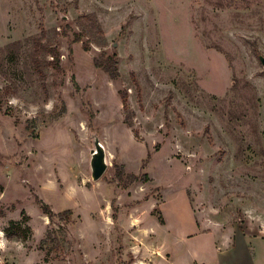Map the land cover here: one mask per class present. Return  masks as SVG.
Listing matches in <instances>:
<instances>
[{
  "label": "rangeland",
  "instance_id": "rangeland-1",
  "mask_svg": "<svg viewBox=\"0 0 264 264\" xmlns=\"http://www.w3.org/2000/svg\"><path fill=\"white\" fill-rule=\"evenodd\" d=\"M42 31L61 56L45 88L26 42ZM16 41L19 65L0 71V264H264V0H0V49ZM108 56L116 81L94 65Z\"/></svg>",
  "mask_w": 264,
  "mask_h": 264
},
{
  "label": "trees",
  "instance_id": "trees-1",
  "mask_svg": "<svg viewBox=\"0 0 264 264\" xmlns=\"http://www.w3.org/2000/svg\"><path fill=\"white\" fill-rule=\"evenodd\" d=\"M89 21L95 28L97 33L103 35L102 30L100 29L96 18L91 15H86L78 18V21ZM45 36V32L42 31L39 37L29 38L26 40L27 43H31L33 45V50L28 56V64L31 65L33 71L38 76L40 81V85L42 88H45L46 75L44 73V68L52 67L54 70L60 72L61 67L59 65L60 62V54L55 47L47 46L43 44V37ZM75 42L81 41V36H75ZM23 44L20 41L12 42L3 48L0 49V71H3L7 66L16 67L19 65L20 56L22 53ZM84 50L87 51L88 46L83 44ZM44 56V57H41ZM46 57H50V60H46ZM94 65L98 69H102L105 73L108 74L109 78L112 81H116L119 77L117 71V64L114 56H108L104 60H95ZM120 95V99L123 105L124 110L127 109L126 106V93L120 91L118 93ZM42 212L45 216L49 218L50 221L53 222L55 218H58L60 222H69L71 218V211L67 210L58 214L50 211L49 208L44 207Z\"/></svg>",
  "mask_w": 264,
  "mask_h": 264
},
{
  "label": "water",
  "instance_id": "water-1",
  "mask_svg": "<svg viewBox=\"0 0 264 264\" xmlns=\"http://www.w3.org/2000/svg\"><path fill=\"white\" fill-rule=\"evenodd\" d=\"M262 64L264 61L260 59ZM93 150L90 154L89 169L91 174V179L93 181H98L107 170V160L105 148L102 145L100 139L97 136H93Z\"/></svg>",
  "mask_w": 264,
  "mask_h": 264
},
{
  "label": "crops",
  "instance_id": "crops-1",
  "mask_svg": "<svg viewBox=\"0 0 264 264\" xmlns=\"http://www.w3.org/2000/svg\"><path fill=\"white\" fill-rule=\"evenodd\" d=\"M187 238H189V237H187V236L185 235V239H187ZM179 243L182 244L181 242H179ZM246 244H247V246H249V249L246 251V255H247V254L249 255L250 253L252 254L253 251L251 250V249H252L251 240H250V242H247V241H246ZM183 246H184V244H183ZM236 246H238V243H237V242H236L235 246H233L232 249L234 250V248H235ZM194 249H195V247H194ZM195 250H196V249H195ZM229 251H231V250H228V251H222V250H220L219 252H217V254H216V258H217V257L219 258L220 256H224V257H226L227 254H225V253H228ZM249 251H250V252H249ZM247 252H248V253H247ZM185 254L188 255V252H186ZM252 256H253V254H252ZM249 257H250V256H249ZM252 258H253V257H252ZM252 258H251V259H252ZM194 260H196V259L193 258V261H194ZM196 261H197V260H196ZM252 262H253V264H255V261H254V260H252ZM194 263H195V262H194ZM196 263H197V262H196Z\"/></svg>",
  "mask_w": 264,
  "mask_h": 264
}]
</instances>
